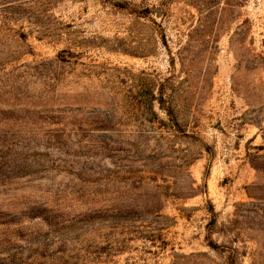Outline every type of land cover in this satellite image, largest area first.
<instances>
[{"label": "rangeland", "instance_id": "374dc122", "mask_svg": "<svg viewBox=\"0 0 264 264\" xmlns=\"http://www.w3.org/2000/svg\"><path fill=\"white\" fill-rule=\"evenodd\" d=\"M0 264H264V0H0Z\"/></svg>", "mask_w": 264, "mask_h": 264}]
</instances>
